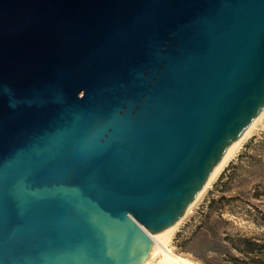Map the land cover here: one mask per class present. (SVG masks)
Returning a JSON list of instances; mask_svg holds the SVG:
<instances>
[{
	"label": "water",
	"instance_id": "obj_1",
	"mask_svg": "<svg viewBox=\"0 0 264 264\" xmlns=\"http://www.w3.org/2000/svg\"><path fill=\"white\" fill-rule=\"evenodd\" d=\"M264 111V0H0V264H143Z\"/></svg>",
	"mask_w": 264,
	"mask_h": 264
},
{
	"label": "rangeland",
	"instance_id": "obj_2",
	"mask_svg": "<svg viewBox=\"0 0 264 264\" xmlns=\"http://www.w3.org/2000/svg\"><path fill=\"white\" fill-rule=\"evenodd\" d=\"M206 215H210V221H217L222 237L241 236L264 241V117L255 124L179 224L163 253L180 256L191 264H203L191 253L183 251L179 245L193 237ZM198 239L199 237L188 247L200 255L207 244L206 241ZM231 253L241 261H249L234 250ZM207 259L213 260L214 264H230L222 261L223 256L215 254H208ZM163 261L165 263L164 257L157 255L147 264H163Z\"/></svg>",
	"mask_w": 264,
	"mask_h": 264
},
{
	"label": "trees",
	"instance_id": "obj_3",
	"mask_svg": "<svg viewBox=\"0 0 264 264\" xmlns=\"http://www.w3.org/2000/svg\"><path fill=\"white\" fill-rule=\"evenodd\" d=\"M207 224L208 226L206 227ZM198 237V240L206 241L207 244V246L202 249L200 255L188 247V245ZM179 247L183 249V251L191 253L203 264H214L213 260L207 259L208 254H215L219 257L223 256L224 259H222V261H226L230 264H264V241H262V239H252L241 236L230 238L228 235L222 237L219 233L217 221H210V215L205 216L204 221L197 227L193 237L181 243ZM233 250L249 261H241L239 258L232 255L231 251Z\"/></svg>",
	"mask_w": 264,
	"mask_h": 264
},
{
	"label": "bare ground",
	"instance_id": "obj_4",
	"mask_svg": "<svg viewBox=\"0 0 264 264\" xmlns=\"http://www.w3.org/2000/svg\"><path fill=\"white\" fill-rule=\"evenodd\" d=\"M264 117V111H262L255 119L254 121L249 125V127L245 130L244 134L240 137V139L237 141V143L233 146V148L228 152V154L225 156V158L222 160V162L219 164L217 169L214 171V173L211 175V177L208 179V181L205 183V185L202 187L201 191L199 192L196 199L192 202L189 209L186 211V213L181 217L179 221H177L174 225H172L169 229H167L161 237L153 244L147 258L143 262V264L150 263L153 258L157 255H161L164 257L165 263L163 261V264H191L189 261L185 260L184 258L171 254L166 253L164 254L163 251L166 248V245L172 236V234L175 232L179 224L182 222V220L190 213L195 203L199 200V198L203 195V193L208 189V187L211 185V183L214 181L216 176L219 174V172L222 170V168L225 166V164L229 161V159L233 156L237 148L241 145V143L245 140V138L250 134L252 128L255 126V124ZM159 261V260H158ZM160 262V261H159ZM158 262V263H159ZM161 264V263H160Z\"/></svg>",
	"mask_w": 264,
	"mask_h": 264
}]
</instances>
